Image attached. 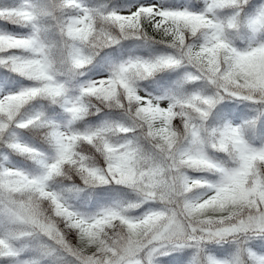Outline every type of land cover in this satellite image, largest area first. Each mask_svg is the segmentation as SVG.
Here are the masks:
<instances>
[{"label": "snow or ice", "instance_id": "1", "mask_svg": "<svg viewBox=\"0 0 264 264\" xmlns=\"http://www.w3.org/2000/svg\"><path fill=\"white\" fill-rule=\"evenodd\" d=\"M0 21V264H264V0Z\"/></svg>", "mask_w": 264, "mask_h": 264}, {"label": "trees", "instance_id": "2", "mask_svg": "<svg viewBox=\"0 0 264 264\" xmlns=\"http://www.w3.org/2000/svg\"><path fill=\"white\" fill-rule=\"evenodd\" d=\"M6 2V0H0V3ZM5 23V22H4ZM6 24V23H5ZM7 29L10 30H15L10 24H6L5 25ZM168 258H165V260L167 261Z\"/></svg>", "mask_w": 264, "mask_h": 264}]
</instances>
